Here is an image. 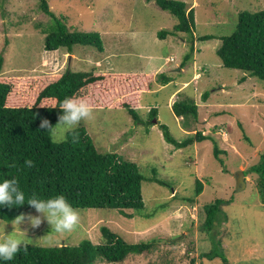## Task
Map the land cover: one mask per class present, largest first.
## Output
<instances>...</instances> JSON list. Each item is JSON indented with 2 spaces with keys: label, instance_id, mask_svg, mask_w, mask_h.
<instances>
[{
  "label": "rangeland",
  "instance_id": "1",
  "mask_svg": "<svg viewBox=\"0 0 264 264\" xmlns=\"http://www.w3.org/2000/svg\"><path fill=\"white\" fill-rule=\"evenodd\" d=\"M180 1L193 8L194 26L190 33L172 32L161 39L158 32L171 31L177 19L155 0H48L49 8L70 29L99 32L103 41L102 52L90 45H76L68 52L43 48L41 28L50 18L38 6L39 0H0L4 75L98 66L117 73L162 70L171 77L166 85L154 77L151 88L141 91L135 108L139 122L123 108H93V119L77 126L86 128L101 152L118 153L134 162L144 176L154 171L162 180V184H142L143 212L151 215L127 217L132 210L74 208L79 224L63 236L49 232L46 221L32 228L26 219L20 229L28 244L44 246L43 237L48 234L53 246L83 240L97 245L104 241L100 228L106 226L129 243L151 241L154 245L128 254L122 262L110 263L98 256L93 264H190L192 259L194 264H222L223 256L229 264H264L263 194L255 185L256 174L248 172L264 148V80L223 66L216 54L222 37L235 30L238 13L264 9V0ZM204 35L211 37L200 39ZM204 92L208 93L205 99ZM186 98L193 99L196 114L176 116L171 103ZM151 108L156 118L148 125ZM160 124L178 141L195 132L209 138L176 148L164 140ZM65 135L54 127L51 139L61 142ZM214 142L223 151L219 154L222 164L213 155ZM240 171L247 174L245 185L238 189ZM196 178L203 182V189L193 196ZM215 198L231 202L223 207L220 224L209 232L202 226L203 207ZM21 214L37 215L34 209ZM11 231L9 224L6 234ZM19 235L24 238L23 233ZM210 249L220 257L200 256Z\"/></svg>",
  "mask_w": 264,
  "mask_h": 264
},
{
  "label": "trees",
  "instance_id": "2",
  "mask_svg": "<svg viewBox=\"0 0 264 264\" xmlns=\"http://www.w3.org/2000/svg\"><path fill=\"white\" fill-rule=\"evenodd\" d=\"M155 2L177 19L171 31L158 32L161 39L172 32L190 33L194 26L193 8L187 9L186 3L180 0ZM38 6L50 18L41 28L45 50L64 48L71 52L76 45H90L100 52L104 50L99 32L70 29L67 21L58 19L49 8L48 0H39ZM210 37L204 35L200 39ZM216 54L223 66L243 70L264 80V9L239 12L235 30L222 37ZM3 66L4 57L0 54V179L15 177L25 193L26 202L33 193L44 199L63 195L73 208L132 210L126 214L127 217L134 213L151 215L143 212L142 184L145 181L163 183L154 171L144 176L131 160L115 152H101L84 126L66 134V139L61 142H54L51 139L54 127L46 131L40 128V122L47 119L51 126H55L62 114L58 105L66 97L83 98L92 108L126 109L132 119L139 122L135 108L141 91L151 88L154 77L164 85L170 83L171 77L166 75L167 72L117 73L99 70L95 66L90 70L4 75ZM207 95L204 92L203 98ZM171 108L176 116L182 118L196 114V105L190 98L175 100ZM153 118H156L155 108L149 109L145 124L153 125ZM160 128L164 140L176 148L209 138L195 132L178 141L165 125L160 124ZM222 152L214 142L213 155L217 160H220ZM258 157L248 172L256 174L255 185L263 194L264 202V148ZM28 160L32 161L31 166L25 163ZM202 189L203 182L196 178L193 196H198ZM189 200L193 202L194 198ZM230 202L231 199L215 198L204 205L202 226L206 231L213 232L220 224V213ZM27 210H33L27 203L19 207H0V219L11 221ZM100 229L103 243L94 245L83 240L77 245L51 247L28 244L27 251L21 249L13 260L2 264H93L98 256L116 263L122 262L130 253H142L154 245L151 241L129 243L106 226ZM200 256L207 259L220 257L213 249ZM221 260L222 264H229L226 257H221ZM190 264H194L193 259Z\"/></svg>",
  "mask_w": 264,
  "mask_h": 264
},
{
  "label": "clouds",
  "instance_id": "3",
  "mask_svg": "<svg viewBox=\"0 0 264 264\" xmlns=\"http://www.w3.org/2000/svg\"><path fill=\"white\" fill-rule=\"evenodd\" d=\"M58 108L62 114L58 116L57 124L51 126L47 119H42L40 122L41 129L48 131L53 127H58L65 134H70L74 132L82 121H91L94 117L92 106L83 98L66 97L59 103ZM59 139L60 141L66 139V135ZM53 140L58 142L55 138ZM73 140H75V136H73ZM25 163L28 166L32 165L30 160ZM25 203L32 207L37 215L29 214L26 217L21 214L11 221L7 219L6 221L0 220V264L13 260L21 249L27 251L28 239L26 238V233L20 229V225L26 219L32 228H37L42 222L46 221L50 226L49 232L60 236L71 233L79 224V212L72 207L63 195H55L44 199L38 198L33 193L26 202L25 193L20 188L15 177L0 179V207H19L25 205ZM9 224L12 226V231L6 234V228ZM19 233H23L24 238H21ZM43 238H45L43 241L44 246H53L54 241L48 234Z\"/></svg>",
  "mask_w": 264,
  "mask_h": 264
},
{
  "label": "water",
  "instance_id": "4",
  "mask_svg": "<svg viewBox=\"0 0 264 264\" xmlns=\"http://www.w3.org/2000/svg\"><path fill=\"white\" fill-rule=\"evenodd\" d=\"M243 176H244L243 171L238 172V177H237V188L238 189H240L241 187L245 185V179L243 178Z\"/></svg>",
  "mask_w": 264,
  "mask_h": 264
},
{
  "label": "crops",
  "instance_id": "5",
  "mask_svg": "<svg viewBox=\"0 0 264 264\" xmlns=\"http://www.w3.org/2000/svg\"><path fill=\"white\" fill-rule=\"evenodd\" d=\"M164 38H165V37H164ZM163 40H165V39H163ZM179 67H180V66H179ZM180 69H181V68H180ZM155 71H156V70H155ZM161 71H162V70H161ZM157 72H160V71H157ZM157 72H156V73H157ZM196 75H197V77H198V74H196ZM185 84H186V82H184V85H185ZM174 95H175V91L170 95V98H171V97L173 98ZM172 103H173V102H172ZM172 103H171V104H172ZM171 106H172V105H171Z\"/></svg>",
  "mask_w": 264,
  "mask_h": 264
}]
</instances>
